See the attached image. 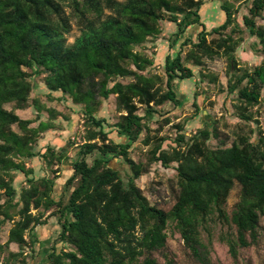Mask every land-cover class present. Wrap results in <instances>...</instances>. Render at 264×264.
<instances>
[{
  "label": "trees",
  "instance_id": "16d2710c",
  "mask_svg": "<svg viewBox=\"0 0 264 264\" xmlns=\"http://www.w3.org/2000/svg\"><path fill=\"white\" fill-rule=\"evenodd\" d=\"M243 2L247 12L239 21L238 5L221 0L223 20L207 29L206 0H0V227L12 222L0 244V264H30L26 250L39 257L35 246L42 240L35 229L52 219L56 234L43 252L44 264H180L167 245L175 234L194 264H213L214 240L227 246L237 264L239 250L257 240L264 216V130L258 119L264 30L256 23L264 0ZM165 21L174 27L166 37ZM73 23L80 34L69 43ZM188 28L195 37L184 35ZM246 34L258 39L253 51L262 56L252 67L236 57ZM161 38L167 44L158 51ZM158 55L165 79L152 71ZM215 57L226 59L225 90L235 100V116L255 127L213 147L208 142L219 136L214 120L198 123L189 136L186 119L171 120L184 100L178 82L218 81L205 66ZM33 90L39 94L31 97ZM112 94L120 114L109 123L97 111ZM40 95L66 100L72 116L45 107ZM167 104L172 107L164 110ZM193 104L190 118L200 111ZM28 106L36 119L15 112ZM42 112L46 120H39ZM57 117L81 120L82 140L40 146L45 133L57 129ZM151 124L157 125L154 133ZM168 124L173 135L160 134ZM136 142L147 146L145 159L131 157ZM65 162L70 173L57 189ZM154 162L176 173L178 189L167 210L151 204L136 184ZM235 184L238 199L228 210ZM10 243L18 250H10Z\"/></svg>",
  "mask_w": 264,
  "mask_h": 264
},
{
  "label": "rangeland",
  "instance_id": "374dc122",
  "mask_svg": "<svg viewBox=\"0 0 264 264\" xmlns=\"http://www.w3.org/2000/svg\"><path fill=\"white\" fill-rule=\"evenodd\" d=\"M206 10L203 12L202 20L206 24L207 29H210L213 25H217L223 20V15L219 12L220 2L221 0H206ZM209 1V2H208ZM235 2V5H238V20L241 21V15L246 13V4L243 0H230ZM256 23L260 25L264 30V12L261 13V16L256 19ZM162 26L164 27V35L168 36L173 30L174 27L172 24L168 22H162ZM80 34L78 27L73 23L72 29L69 34H67V42L71 43L74 39ZM184 35H191V37H195V31L193 28H188ZM210 38V36H208ZM158 42V44H157ZM167 44L166 39H157L155 48L158 51L164 50ZM258 45V39L255 36L250 34L245 35V41L241 43L236 50V57L239 60V65L243 67H252L261 62L262 56L255 53L253 50ZM154 48V49H155ZM139 49V48H136ZM147 54L152 55L153 52L151 50L146 51ZM160 55L156 58V64L152 69L153 72L158 73L165 79L163 67L160 65L157 66V63L161 61ZM206 67L210 72L218 75V81L216 83H209L207 79L195 85V79L191 78L185 81L178 82L179 93L181 92L184 96V100L182 104L174 110V117L171 120V123H177L179 121H183L186 119L184 125V133L186 136H189L195 131L197 124L203 125L205 121H215V125L219 131V136L217 139H211L208 143L210 146H218L220 141H225L226 144H230L233 138L236 136V133L242 129L248 130L249 125L255 127V122H247L239 120L234 114V108L232 106L235 103V100L232 98V95L227 94L226 92V59L223 57H215L213 59H206ZM198 76V75H197ZM199 77V76H198ZM126 78L123 81H128ZM41 78L36 77L34 79V83H40ZM206 91L202 93V91ZM200 93L196 95L194 98V93ZM180 93V94H181ZM36 90H33L31 93V97L37 96ZM39 99L42 101L45 107L53 108L66 116H72L71 110L66 106L69 104H65L66 100L56 101V100H47L45 97L41 96ZM195 101L200 108L198 115L192 116L195 111V107L193 104ZM261 102L262 108L260 110V114L258 116L259 125L264 130V88L261 93ZM5 107L7 109L12 108V104H6ZM171 105L167 104L163 107L164 110L171 109ZM141 111V110H140ZM15 112L22 118L27 119H36V114L33 111V108L28 106L24 109H16ZM98 114L103 116L109 123H113L118 119V115L120 114L116 110L115 104V95H110L107 99H102L101 104L98 109ZM47 113L42 112L39 116V120H46ZM37 120L35 124L39 121ZM54 122V128L50 129V138H46L45 144L48 142L56 143L60 139V141H67L68 137L70 139H74L77 142L82 140V135L84 132L83 124L81 120L77 121L76 117H72L69 121L61 117H57ZM170 123V124H171ZM165 125L163 129L160 131V134H170L173 135V132L169 128V125ZM157 127L156 124H151V133H154V129ZM65 131V132H64ZM45 135L43 139H45ZM44 143V142H43ZM68 143V142H67ZM68 145V144H67ZM68 147V146H66ZM147 146H143L140 142L134 143L132 147L131 157L135 160L145 159V150ZM74 149L68 148V154L70 156H74ZM29 163V159H26ZM116 167L120 169L121 173L125 172V164L124 162L118 160L116 161ZM64 170V169H63ZM63 177L58 178L59 181H64L69 173L64 171ZM36 175H40V167L37 164L35 168ZM17 179L19 177H16ZM22 177H20L21 179ZM16 179V181H17ZM136 184L142 189L144 195L149 199L151 204H154L158 207L164 208L165 210L169 209L174 203V194L178 189L177 177L174 169L164 168L159 163H152L148 168L147 172L141 175L137 180ZM239 195V186L235 184L230 190L229 196L227 198L226 207L230 210L233 204L237 201ZM68 192L65 191L64 199H67ZM49 222V226H40L35 229L36 235L40 237L42 243L40 246L36 245L35 249L38 251L39 257L37 254L32 255L30 250H26V257L30 264H44L43 261L44 254L43 252L47 249L50 241L56 234V224L55 219ZM12 225L11 221H6L0 227V244H3L7 239V234L10 226ZM168 250L171 254L179 261L180 264H194V261L187 257L184 249L182 247V240L180 237L175 234L174 236L169 237L168 239ZM9 249L12 251L18 250V246L16 243H10ZM41 247V248H39ZM211 260L213 264H235L232 257L228 253L227 246L217 240L213 241L212 252H211ZM237 264H264V216L260 217L259 227H258V235L257 240L252 243L249 247L242 248L238 252Z\"/></svg>",
  "mask_w": 264,
  "mask_h": 264
},
{
  "label": "crops",
  "instance_id": "0c3cea01",
  "mask_svg": "<svg viewBox=\"0 0 264 264\" xmlns=\"http://www.w3.org/2000/svg\"><path fill=\"white\" fill-rule=\"evenodd\" d=\"M50 132H51V131H50ZM50 132H46V133H45V136H46V137H44L45 139H42V140L40 141V146H42V145L45 144V142H46V138H48V136H49V138H50ZM64 132H65V131H64ZM60 140H61V139H60ZM60 140H59L58 142H56V143H52V145H57V144H59V143L61 142ZM43 142H44V143H43ZM48 143L51 144V142H48ZM34 160H35V159H34ZM32 162H33V161H32ZM33 163L37 164V163H39V162L36 160V162H33ZM27 164L30 165V164H32V163H31L30 160H29V163L27 162ZM63 166H64L63 169L65 170V172L70 173V169H69V167H68V162H65ZM34 167H35V166H34ZM39 167H40V165H39ZM35 168H36V167H35ZM64 170H63V171H64ZM60 177H63V173H60ZM60 177H59V178H60ZM62 183H63V181L60 182L59 179H57V185H56V186H57V189H60V188H61ZM49 224H50V223H48V224H46V225H44V226H47V225L49 226ZM44 226H43V227H44Z\"/></svg>",
  "mask_w": 264,
  "mask_h": 264
}]
</instances>
